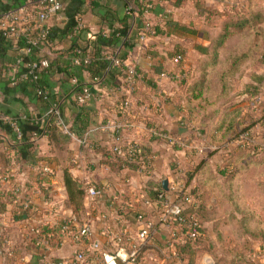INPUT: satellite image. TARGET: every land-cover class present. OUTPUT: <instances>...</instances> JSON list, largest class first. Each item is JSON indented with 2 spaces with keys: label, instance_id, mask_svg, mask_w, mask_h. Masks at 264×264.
<instances>
[{
  "label": "crops",
  "instance_id": "1",
  "mask_svg": "<svg viewBox=\"0 0 264 264\" xmlns=\"http://www.w3.org/2000/svg\"><path fill=\"white\" fill-rule=\"evenodd\" d=\"M25 1L28 2H22ZM215 2L219 0H63V10L46 22L52 30V38L36 55L46 57L52 65L51 71L43 72L40 81L59 101L68 125H72L73 111L78 104L72 92L71 76L58 68L63 70L73 64L72 53L68 50L73 41L85 45L92 34L100 31L109 34L114 29H122L126 33L123 40L119 45L108 46L107 52L112 57L124 56V65L135 66L136 91L130 94V107L125 111L121 106V98L125 94L122 89L114 88L108 77L93 79L88 71L82 70L77 80L87 84L92 91L86 102L88 122L85 129L73 131V136L59 131L58 144L48 135H40L32 140L29 158H23L17 151L22 143L14 136L15 133L0 126V167H11L13 174L9 181L0 182V241H9L6 247L12 250L11 255L0 253V264H48V258L67 257L79 248L86 252L84 264H100L89 247L93 240L110 248L115 232L126 231L134 235L139 228L134 215L120 209L122 203L132 199L133 191L160 186L166 196L174 200L176 194L171 189L174 181L184 183L196 195L194 205L185 201L183 205L187 209L195 208L211 246V250L203 253L193 264H205L206 257L212 258L213 264L226 261L235 264L234 256L250 259L252 256H264V240L257 236L264 235L263 222L253 221L251 216L244 222L237 217L236 209L229 210L235 229L230 236L223 237L225 246L220 249L222 231L215 223V191L224 198L229 197L224 189L230 191L237 179L252 167L264 169V148L260 150L264 141V0H246L245 17L256 22L255 27L232 28L226 39L239 33L250 36L242 49L228 50L227 55L244 53L247 56L240 70L229 79L227 95L222 96L220 88L215 94V76L219 85L220 71L227 56H222L226 41L218 50L217 63L215 58L207 61L215 53L214 42L221 32L223 20V16L218 15L220 29L215 36ZM254 15L259 18L253 19ZM73 16L78 20L76 29L85 27L86 33H78L77 36L66 32L65 27ZM146 23L152 26L154 34L147 33L144 39H140L139 33ZM179 26L188 31L180 30ZM29 32H34V29ZM125 40L129 42L127 46H123ZM10 44L7 52L18 53L17 43L10 41ZM197 45L208 47V53L199 50ZM15 73L11 65L8 72L0 76V82L8 86L6 91L0 90V113L12 117L25 113H41L42 116L47 110L34 96L33 87L10 84ZM168 73L180 77L172 79ZM122 81L123 78L117 76L113 82L121 84ZM232 82L237 88L229 93L233 90ZM125 118L134 125L123 132L124 142H137L153 155V175L148 178L128 169L113 172L100 161L102 149L111 147V133L106 124ZM229 123L232 129L227 131ZM156 127L169 133L173 142L152 135L150 130ZM246 127L257 135L256 162L249 163L226 183L220 173L222 163L238 148L231 147L227 152L224 144L233 137L234 129L237 134ZM52 151L53 154H48ZM40 163L48 164L51 173L39 172L35 166ZM66 168L80 189L85 182L103 187L94 204L86 200L85 192L80 210L75 211L69 204L63 180ZM127 177H131V182L125 181ZM263 182L264 178L258 180L255 187H260L264 194ZM13 183L22 184L29 190L30 208L25 209L13 201ZM215 185L218 190H215ZM46 199L52 201L53 210L45 204ZM238 205L235 201L236 208ZM139 208L147 214H155L152 207L139 205ZM250 209L252 213L254 210ZM101 213L107 216V226L99 216ZM70 214H74L79 222L91 221V235L83 242L74 244L63 237L61 245H56L50 252L32 242L27 231L29 224L59 229L63 219ZM165 238L164 231L155 232L145 245V253L156 252L158 256H150L155 258L151 262L145 257L141 260L149 264H162L164 260L165 264H180L170 251L166 253V248L161 254ZM215 256H218L217 261Z\"/></svg>",
  "mask_w": 264,
  "mask_h": 264
},
{
  "label": "built area",
  "instance_id": "2",
  "mask_svg": "<svg viewBox=\"0 0 264 264\" xmlns=\"http://www.w3.org/2000/svg\"><path fill=\"white\" fill-rule=\"evenodd\" d=\"M64 8L63 0H28L16 5H11V0L0 3V33L8 40L17 43L18 40L27 36L26 21H35L34 29L36 34L26 39V44L23 47H19V56L12 67L18 73L19 66L22 64V72L11 77L10 84L15 85L20 81H37L39 78V72L49 67V60L46 57L40 56L34 61L23 62L24 55L29 54L31 50L39 45L44 44L47 38L50 36L51 31L47 25V20L60 13ZM147 33L154 34V30L149 23L144 25V29L140 31L139 38L144 39ZM113 64L119 63L120 59L112 57ZM74 65L87 64L89 60L85 56V53L81 49H76L75 54L72 56ZM164 75V73L162 74ZM179 78L180 76L175 75ZM123 80L126 82V86L123 88L126 94L125 101L121 104L122 109L127 111L130 107V94L132 89L137 84V70L135 66L131 64L124 65ZM73 85L78 84V80L75 76H71ZM38 95H41L44 99L47 98V90L36 91ZM92 96V91L89 87L82 85L80 92L75 96L77 103L82 104L88 101ZM25 115L19 118H25ZM53 118L55 126L63 135L73 136L74 132L71 131L70 126L65 121L62 115L59 101H54L48 110L38 118L41 123L40 128L46 127L48 119ZM18 119V118H17ZM17 119L12 116L0 113V120L8 123L15 133V137L19 140L21 138V132L17 124ZM31 119V118H30ZM107 129L111 133V150L117 155L122 156L126 160H131L136 157L141 151L140 145L137 142H124L123 132L133 127V122L129 118L116 120L106 124ZM151 134L166 140L167 142H173L172 137L166 131H159L156 129L150 130ZM42 132L35 131L31 135L30 140H35L41 135ZM257 135L253 133L250 127L241 129L237 134L230 138L225 144L224 149L227 152L231 147L240 148L243 150H256ZM264 148L263 144L260 146V150ZM36 169L41 173H51V168L48 164H37ZM139 176L146 178L153 175L152 162H148L145 166L133 171ZM13 177L11 167H0V182H7ZM127 183L131 182V177L125 179ZM85 192V198L92 204H94L97 196L103 191V187H98L96 184L85 182L83 184ZM171 189L175 192L176 198L174 200L169 199L165 191L159 190L156 198L149 196L146 189L142 188L138 191H133L132 199L128 202H123L120 209L128 210L132 213L139 223V228L134 235H130L126 231L115 232L112 235L113 243L110 248L101 246V243L97 240H93L90 243V249L95 259L99 260L100 264H149L143 262L141 258L145 257L150 261H154V257L158 256L156 252L145 253V245L150 240L152 235L156 232H165V246L162 248L161 254L170 251L171 256L177 257V244L184 241L183 237L188 234L190 228H195L199 225V219L196 216H187L184 211V201L187 203L195 204L196 195L191 192L184 183L178 181L173 182ZM13 194V201L20 203L25 209L30 208L32 205V199L30 197L29 190L22 184L13 183L11 188ZM23 195V197H22ZM111 203H114L111 200ZM45 204L53 210V203L51 200L46 199ZM114 205V204H113ZM139 205L145 207H152L155 214H147ZM116 207V206H115ZM107 226V216L104 213L100 215ZM179 226V227H178ZM91 221L79 222L74 214L63 219L59 227V233L61 237L57 239L53 227L45 228L44 224L32 223L27 226L28 234L32 236V242L42 247L45 251L50 252L56 245L59 246L62 243L63 237H67L69 241L74 244H80L83 242L92 231ZM183 228V229H182ZM176 231H181L180 235H176ZM1 243L3 246H1ZM0 243V253L12 254L11 248L6 246L9 241L2 240ZM159 252V251H157ZM164 256V255H163ZM85 250L77 249L73 254L63 258H48V264H84L87 261ZM165 259V258H164ZM179 260V259H178ZM165 260L162 264H165ZM180 264H192L186 260H179ZM205 264H213V260L210 257L204 259Z\"/></svg>",
  "mask_w": 264,
  "mask_h": 264
},
{
  "label": "trees",
  "instance_id": "3",
  "mask_svg": "<svg viewBox=\"0 0 264 264\" xmlns=\"http://www.w3.org/2000/svg\"><path fill=\"white\" fill-rule=\"evenodd\" d=\"M22 1L23 0H11V5L13 6L19 4ZM238 1L239 0H234L233 2L234 4L231 7H227L223 11L218 12V15L223 16L221 32L215 38V42H214L215 53L211 58H208L207 61L215 58V64L217 63V60L219 58L218 50L223 46L232 28L236 30H243L245 27H251V28L255 27L254 25L256 24V22L250 21L251 18L245 17L246 10L244 4H238ZM257 18H259V16L254 15L253 19H257ZM35 24H36L35 21H31V20L26 21L27 36H23L18 40L17 42L18 48L27 45L26 39L28 38V36L32 37L33 35L36 34V30L34 29ZM76 27H78V20L73 16L67 23V26L65 27L66 32L70 34L72 33L73 35L87 32V29L85 27H81L79 29H76ZM32 28L34 29V32L30 33L29 30ZM178 28L180 30L188 31V29L185 28L184 26H179ZM50 31L52 32L51 29ZM125 35L126 33L123 32L122 29L117 28L114 29L109 34H104L103 31L92 34L91 37L86 39L85 45H81L80 43H78V41H73L70 48L68 49L72 53V56L75 54L76 49H81V51L85 53V56L87 57L89 62L87 64H81V65H74L70 63V65L67 68H64L63 70L58 68V70L64 71L68 73L69 76H75L76 78H78V75L82 70H86L91 74V77L93 79H102V78L105 79L106 77H108L109 81L114 86V88L118 87L123 90V88L126 86L125 80H123L121 84L114 83L113 81L114 79H116L117 76H121L123 78L124 64L122 63V59L124 58V56L119 55L120 56L119 63L113 64L111 60L112 56L107 52V47L113 44L119 45ZM51 38L52 37L49 36L44 44L34 47L29 54L24 55L23 62L34 61L38 59L40 56H37L36 53L42 46L49 43V40ZM128 44H129L128 40H125L123 42V46L124 45L127 46ZM10 48H11L10 40L3 37L0 33V76L2 73H6V71L8 72V69H10L11 65L15 64V61L19 56L18 53L7 52L8 49ZM197 48L201 51H204L205 53H208V47L197 45ZM246 56L247 54L239 53L235 55L229 54L224 58L223 61L224 65L222 70L220 71L219 80H218L219 88H220V96L227 95L230 84L229 79L231 78V76L235 75L240 70L241 64L245 61ZM51 66L52 65L49 61V67L39 72V78L37 81H20L15 84V85L25 84L33 87L34 96L41 101L42 106L44 107L45 110H48L51 104L54 101L55 102L57 101L54 99V95L51 93V91L46 89L44 85L41 84L40 81V79L42 80L43 72L51 71L52 69ZM23 70H25V68H23V65L21 64L19 66L18 73L22 72ZM168 75L172 79L176 78L174 77L176 74L168 73ZM82 85L89 87L87 84L78 82V84L73 85L72 92H74L75 95H77L80 92ZM7 87L8 86L6 83L0 82L1 91H6ZM253 88H255V86ZM37 89L41 91L47 90L48 92L47 98L44 99L41 95H38L36 93ZM135 91H136V85L132 89L131 94H133ZM121 99H122L121 102L123 103L126 99V95L124 94V97ZM86 102L82 104L76 102L78 105L76 109L73 111V122L71 126L69 125L71 131L80 132L81 130L85 129L86 123L88 122V109L86 108ZM24 115L26 116L24 119L14 116L16 119L18 118L17 124L21 132V138L18 141L22 143L21 145H18L19 147H17V151L21 153L20 155L23 158H29L31 156L30 146L32 145L33 141L30 140L31 139L30 137L32 133L35 131L42 132L41 135H48L49 138H51L53 142H55V144L59 143L60 134L62 133H60L59 129L55 126L53 122V118L48 119V124L45 127L46 130H44V128H40L41 123L38 121V118H41V113H38L36 115H33L31 113H25ZM0 126H3L6 129V131H9L14 134L12 128L8 123H5L0 120ZM231 129H232V124L229 123L227 125V131ZM156 130L165 131L163 128H159V127H156ZM235 133L236 131L234 129L232 131L231 136L232 135L234 136ZM140 148L141 151L139 152V154H137L136 157H133L131 160H126L122 156L115 154L114 152H112L111 147L110 149L104 148L102 149L103 155L100 161L113 172H120L124 169L135 171L140 167L145 166L148 162L153 161V155L150 154L149 151H147V149L144 146L140 145ZM255 154H256L255 150L245 151L243 149L241 150L240 148L231 152L230 155L223 161L222 169L220 170V173L223 176L224 181L226 183L230 182L249 163L256 162ZM63 180L68 193L69 204L73 207L75 211L80 210L82 208V199H83L84 191L83 189H80L78 187L76 180L71 176L68 168H66L63 172ZM159 190H163L161 186L158 188H153V187L146 188V191L148 192L149 196L152 198L157 197L158 193L160 192ZM184 211L187 214V216H196L199 219L198 213L196 212L193 206L192 209L184 208ZM54 232L57 239L61 237V234L59 233V229H54ZM180 232L176 231V235H180L181 234ZM257 236L260 237V239L264 240L263 234H259ZM183 239L184 241L182 243L177 244V251L179 256H177L176 258H178L179 260H186L193 264L199 257L203 255V253L211 250V246L208 244V237L205 234L200 219H199V225L195 228H190V230H188V234H186L183 237ZM249 261L250 260H247L246 264H250L251 262ZM254 262L255 263L253 264H262L256 261Z\"/></svg>",
  "mask_w": 264,
  "mask_h": 264
},
{
  "label": "rangeland",
  "instance_id": "4",
  "mask_svg": "<svg viewBox=\"0 0 264 264\" xmlns=\"http://www.w3.org/2000/svg\"><path fill=\"white\" fill-rule=\"evenodd\" d=\"M192 1L198 2L200 0H192ZM233 2L234 0H219V2H215V36L220 29L219 27L220 17L218 16V12L223 11L227 7H231L234 4ZM245 3L246 0L238 1V4H245ZM209 6L211 7L212 5L209 4ZM249 38L250 36L244 33L236 34L231 39L226 41L224 45V51L222 52V56H226L230 52L228 50L233 51V50L242 49L247 44ZM231 84H233V87H231L233 88V90H230L229 93L231 92L233 93L234 89L237 88L234 87L235 85L234 82H232ZM218 89H219V85L217 83V79L215 76V94L218 92ZM48 154H53V151L49 152ZM49 156H53V155H49ZM262 172H264V169H262V167L259 166L252 167L249 171H247L244 175H242L240 178L237 179L236 183H234L230 191L228 189H224L226 193L230 194L229 197L224 198L215 191V218H217L215 220V223L216 226H218V229L220 227L222 231V236L220 237L219 249L225 246V240H224L225 236L227 237L230 236L232 234V231L235 229L233 225L234 221L232 220L231 217H229V212H230L229 210L236 209L238 213L237 217L241 220L244 219V222L247 221L248 216H251L253 221H261L264 223V194L260 192L259 189L260 187L259 188L255 187V183H257L258 180L260 179L262 180V178H264L262 177ZM215 190H218L216 185H215ZM235 201L238 202L239 204L237 208L235 207ZM251 207L254 210L252 213L250 209ZM224 230L225 232L223 233ZM240 242H242L241 239ZM217 257L215 256L216 261H217ZM233 258H234L233 260L236 259L235 264H246L247 260H250L249 262H251L252 264L255 263L254 261L264 264V256H252L253 261L246 256H234ZM216 264L219 263L217 262ZM220 264H228V262L226 261L225 263H220Z\"/></svg>",
  "mask_w": 264,
  "mask_h": 264
},
{
  "label": "water",
  "instance_id": "5",
  "mask_svg": "<svg viewBox=\"0 0 264 264\" xmlns=\"http://www.w3.org/2000/svg\"><path fill=\"white\" fill-rule=\"evenodd\" d=\"M163 185L166 186V182L165 181L163 182Z\"/></svg>",
  "mask_w": 264,
  "mask_h": 264
}]
</instances>
